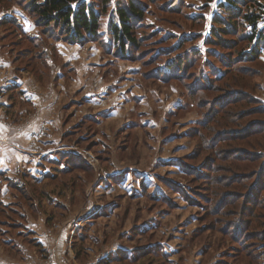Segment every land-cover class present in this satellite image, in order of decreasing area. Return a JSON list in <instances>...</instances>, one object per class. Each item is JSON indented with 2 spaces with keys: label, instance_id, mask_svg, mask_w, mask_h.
Segmentation results:
<instances>
[{
  "label": "rangeland",
  "instance_id": "rangeland-1",
  "mask_svg": "<svg viewBox=\"0 0 264 264\" xmlns=\"http://www.w3.org/2000/svg\"><path fill=\"white\" fill-rule=\"evenodd\" d=\"M136 1L144 8L137 46L119 48L109 32L125 0L110 1L96 40L70 50L73 43L49 37L40 78L62 79L57 139L40 162L41 187L10 180L9 203L0 189L7 208L0 213V264H264V243L242 242L232 227L228 233L213 227L233 216L206 217L209 194L199 188L205 182L193 180L206 162L192 158L199 142L194 128L205 110L200 99L213 93L194 95V88L239 50H251L254 44L241 36L247 28L237 25L239 40L223 36L230 44L219 47L209 39L220 0ZM23 2L0 0V23L15 19L32 30L29 37L41 39ZM9 26L0 25V48L25 65L19 51L27 43L10 49ZM55 42L67 43L77 67L54 52ZM258 50L256 62L239 65L256 73L253 92L264 102V46ZM176 62L177 69L168 68ZM37 216L40 233L51 242L58 236L57 247L36 235L32 220L27 224Z\"/></svg>",
  "mask_w": 264,
  "mask_h": 264
},
{
  "label": "trees",
  "instance_id": "trees-1",
  "mask_svg": "<svg viewBox=\"0 0 264 264\" xmlns=\"http://www.w3.org/2000/svg\"><path fill=\"white\" fill-rule=\"evenodd\" d=\"M110 1L24 0L23 9L40 29L41 39L29 37L15 19L4 17L0 25L9 23L12 27L8 31L10 49L27 43L19 53L24 54L22 58H26V66L37 71L39 63L46 64L44 50L49 37L80 44L98 39L101 17ZM125 2L116 8L117 22L109 25L113 41L122 49L139 45L135 26L144 15L142 3L136 0ZM215 15L210 42L219 47L230 44V40L223 36L234 37L240 32L236 26L241 24L248 31L242 32L243 41L253 43L254 48L247 53L242 50L238 55L234 53L236 57L225 69L206 85L194 88V95L213 93L206 101L200 99L205 110L194 128L193 136L199 142L192 158L205 156L206 162L202 167L204 171L195 170L193 180L205 182L199 188L209 194L206 197L209 198L205 205L208 209L206 217L233 216L231 221L215 220L214 228L220 227L225 233L233 228L234 237L240 236L242 242L251 239L264 243V102L253 92L252 79L256 73L250 66L239 65L243 59L256 62L258 48L264 46V25L260 26L264 21V0H220ZM239 36L231 38L235 42ZM192 53L199 56L196 50ZM179 66L176 62L168 68L174 70ZM0 207V213L4 214L7 208L1 202Z\"/></svg>",
  "mask_w": 264,
  "mask_h": 264
},
{
  "label": "crops",
  "instance_id": "crops-1",
  "mask_svg": "<svg viewBox=\"0 0 264 264\" xmlns=\"http://www.w3.org/2000/svg\"><path fill=\"white\" fill-rule=\"evenodd\" d=\"M26 31L29 34L32 30ZM67 43L55 42L54 52L64 58L66 60L64 62H73L77 67L76 58L71 57L72 53L65 51L68 49ZM74 47L75 43L69 44L70 50ZM51 56L52 65L55 66V68L52 66V69H56L57 65H60L59 61L54 59L53 54ZM26 64L18 66L16 60L6 52L4 54L0 48V189L2 200L6 203L13 202L8 190L11 188L10 180L14 182L20 180L22 184L33 183L36 188L41 187L43 178L39 176V172L43 165L40 162L43 157L45 158L52 141L57 139L59 128L58 117L61 107L58 108V105L61 103V93L64 92L61 91L62 79H59L61 82L54 79L42 80L40 74L43 72V64L39 63L37 71ZM77 70L81 75V71L78 68ZM15 92L18 94H13ZM28 186L38 192L33 185ZM28 219L27 224L32 220L30 225L38 230L36 235L40 239L57 244L58 236L51 242L46 238V233H40L42 232L39 230L40 227L37 228L39 225L35 222L38 223L41 216H37L36 220ZM63 234H58L59 249L63 247L61 239Z\"/></svg>",
  "mask_w": 264,
  "mask_h": 264
},
{
  "label": "built area",
  "instance_id": "built-area-1",
  "mask_svg": "<svg viewBox=\"0 0 264 264\" xmlns=\"http://www.w3.org/2000/svg\"><path fill=\"white\" fill-rule=\"evenodd\" d=\"M36 36H38V34Z\"/></svg>",
  "mask_w": 264,
  "mask_h": 264
}]
</instances>
